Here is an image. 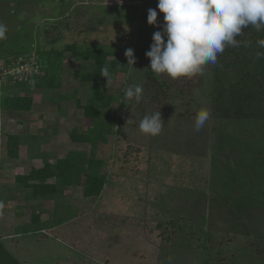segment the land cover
<instances>
[{"label": "rangeland", "instance_id": "obj_1", "mask_svg": "<svg viewBox=\"0 0 264 264\" xmlns=\"http://www.w3.org/2000/svg\"><path fill=\"white\" fill-rule=\"evenodd\" d=\"M157 2L0 0V22L8 27L3 49L64 52L51 72L57 87H0V95L34 99L28 113L12 119L0 110V130H23L35 118L40 125L30 130H59L58 137L69 139L64 126L75 127L79 131L63 150L74 158L75 172L86 168L97 149L88 129L101 125L112 132L104 152L95 153L106 178L103 191L84 199L77 187L74 197L62 198V206L71 204L72 213L78 212L76 221L55 236L19 240L31 264H264V121L211 115L212 66L192 79L151 71L149 58L137 53L148 51L160 30L147 23L149 8L163 24ZM69 45L120 54L115 78L103 85L84 81L82 66L92 61L74 56L65 49ZM127 48L134 50L133 65L127 64ZM130 84L144 88L139 103L125 99ZM94 90L102 94L94 102L100 112L86 117L77 101L84 104ZM201 108L209 109L210 118L197 135L193 125ZM158 110L161 134H142L139 121ZM7 134L0 136V146ZM70 240L80 244L75 248Z\"/></svg>", "mask_w": 264, "mask_h": 264}, {"label": "trees", "instance_id": "obj_2", "mask_svg": "<svg viewBox=\"0 0 264 264\" xmlns=\"http://www.w3.org/2000/svg\"><path fill=\"white\" fill-rule=\"evenodd\" d=\"M106 1H115V3L124 2V0ZM258 38H264V30L257 32L252 27L244 29L243 35L237 36L236 39L240 41L251 40V46L227 47L218 57L216 65L212 67L210 109L213 117L244 121H252V119L264 121V57L257 58L256 56L257 52H264V48L257 46L256 40ZM4 47L2 41H0V60H5L8 57L18 54H34L37 62L41 64L39 74L41 77L38 78V75L33 79L28 78L21 82H8L1 86L2 88L6 86L3 89H17L22 86L26 87V90L36 88L37 86L54 87L56 85L55 75L51 72L62 62L63 50L52 48L39 52L35 51V49H12L6 51L3 49ZM65 49H70L76 57H81L86 61L89 59L92 61L90 66H82L84 72L82 79L87 82H95L98 85H103L106 82V78L100 75L101 68L107 65L111 79L113 80L115 78V72L120 67L116 59L120 54H115L112 51L109 52L99 48H92L80 52L73 45H69ZM111 55H113V59L108 58ZM137 55L146 58L144 52H138ZM151 76L153 75L151 74ZM30 81H35V85L32 86ZM96 100H102V94L99 90H94L93 97L87 98L84 104H80L77 101L78 108L82 109L86 117H97L99 115V104H94ZM33 101V97L29 95H21L17 92L3 93L0 95V110L17 112L30 111ZM110 130L109 128L103 129L101 125L88 129L89 134L96 135V155H101L107 145L106 142L111 141L112 132ZM5 144L6 155L11 159L17 158L19 147L18 135L13 133L7 134ZM95 153H92L86 168L80 172H76L77 175L75 176V183L82 187L83 196L85 197L99 196L106 183V178L98 172L101 159L96 157ZM72 169L73 164L65 160L62 171L57 174L50 163L45 162L42 167H32L28 174L17 176L16 179L23 180L26 183L38 180V184L29 185L32 187L35 197L44 196L52 192V186L44 184L47 178L57 176L59 182L69 184ZM0 264H20L4 247L1 241Z\"/></svg>", "mask_w": 264, "mask_h": 264}, {"label": "clouds", "instance_id": "obj_3", "mask_svg": "<svg viewBox=\"0 0 264 264\" xmlns=\"http://www.w3.org/2000/svg\"><path fill=\"white\" fill-rule=\"evenodd\" d=\"M156 8L163 13V24L158 25L156 9L149 8L147 23L160 30L152 34L145 56L156 76L166 75L173 80L204 75L209 66L216 65L227 47L251 46V40L236 39L243 35L244 29L264 30V0H158ZM7 33V25L0 22V41L7 39ZM256 44L264 48V38H258ZM124 55L127 64L136 62L132 48L125 49ZM256 56L264 57V52H257ZM100 75L106 78L107 84L110 82L107 65L101 68ZM30 84L34 86L35 81ZM143 95L142 84H130L125 89L126 100L139 103ZM209 118V109L201 108L193 125L195 134L203 130ZM126 122L131 123L129 119ZM138 127L144 135L161 134L164 127L161 112L144 115ZM4 207L0 201V216L4 214Z\"/></svg>", "mask_w": 264, "mask_h": 264}, {"label": "crops", "instance_id": "obj_4", "mask_svg": "<svg viewBox=\"0 0 264 264\" xmlns=\"http://www.w3.org/2000/svg\"><path fill=\"white\" fill-rule=\"evenodd\" d=\"M57 86L58 84L56 83L54 87ZM20 112L4 111L1 113H3L4 117L8 116L12 119L15 116H20ZM23 112L28 113L29 111ZM33 120L35 118L28 120L29 125L24 122L23 130H0V136L3 133H13L18 135L19 138L17 158L11 159L6 155L5 142L2 141L0 146V201H3L5 205L4 214L0 216V241L21 264H31L28 254H22L19 250L22 245L19 240L22 239L23 241L25 235H48L49 232L51 236H55L57 233H62L65 226L71 225V221H76L75 217L78 212L73 210L72 213L71 204L62 206V198L74 197L77 187L81 188V194L84 199L91 198V196L90 198L83 196L82 187L75 183L77 174L75 172L74 158L65 156L63 152L66 149L65 146H71L73 142L70 139V137L73 138L71 134L79 130H75L73 126L68 130L65 125L66 130L63 131L68 135L69 139H67V137L62 135L60 137L57 136V133L60 132L59 130H52L53 134L51 135L46 130H39L38 128V130H30L34 125L37 127L40 125V122ZM65 160L73 164L70 183L63 184L59 182L57 176L47 178L44 184L52 186V192L47 195L36 197L33 195L32 187L29 184H38V180L26 183L23 180L16 179L17 176L28 174L32 167H42L45 162L50 163L58 174L62 171ZM65 203L67 202L65 201ZM60 206L62 207L61 210L59 209ZM61 226L64 227L61 228ZM73 241L67 242L76 248L80 243L77 245ZM84 247L82 246L81 248ZM37 262L35 263L41 264V262ZM69 264L72 263L69 262Z\"/></svg>", "mask_w": 264, "mask_h": 264}, {"label": "built area", "instance_id": "obj_5", "mask_svg": "<svg viewBox=\"0 0 264 264\" xmlns=\"http://www.w3.org/2000/svg\"><path fill=\"white\" fill-rule=\"evenodd\" d=\"M0 87L8 82H21L25 79L37 77L40 66L34 54H18L1 60Z\"/></svg>", "mask_w": 264, "mask_h": 264}]
</instances>
